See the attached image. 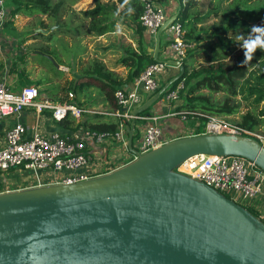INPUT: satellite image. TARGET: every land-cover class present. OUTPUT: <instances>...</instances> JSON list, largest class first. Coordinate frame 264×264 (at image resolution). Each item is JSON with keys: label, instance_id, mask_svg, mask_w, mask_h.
<instances>
[{"label": "water", "instance_id": "water-1", "mask_svg": "<svg viewBox=\"0 0 264 264\" xmlns=\"http://www.w3.org/2000/svg\"><path fill=\"white\" fill-rule=\"evenodd\" d=\"M177 2L149 50L178 72L121 108L133 116L124 124L133 156L81 180L0 191V264H264V221L177 170L193 154L212 153L244 156L264 171V145L246 134L196 132L143 152L131 146L135 115L146 116L182 71L178 58L158 57L159 34L176 18Z\"/></svg>", "mask_w": 264, "mask_h": 264}, {"label": "trees", "instance_id": "trees-1", "mask_svg": "<svg viewBox=\"0 0 264 264\" xmlns=\"http://www.w3.org/2000/svg\"><path fill=\"white\" fill-rule=\"evenodd\" d=\"M91 1L92 4L85 8L75 6L78 0H3V5L10 15L21 12L32 16L34 27L48 28L54 23L58 24L46 33L30 31L25 37L39 36L45 42L56 41L54 44L52 42L51 47L49 44L33 46L32 51L42 55L49 54L60 65L65 64V54L70 53L74 59L76 49L81 47L82 50L84 44L81 40L84 37L112 31L117 24L129 28L131 36L134 35L135 45L130 42L121 44L122 53L118 59L127 67L125 78L111 77L110 70L94 58L88 64V69L94 71V74L91 71L86 74L94 79L87 80V76L83 77L87 83L101 87L104 96L111 99L114 98L113 91L116 87L129 85L146 65L154 61L143 45L144 27L140 23L143 2ZM179 1L175 21L180 25L185 47L179 57L181 74L171 82H182L177 92L179 103L174 111L184 117L190 114L203 119L208 115L226 119L236 114V118H231L230 121L246 128L258 126L264 115V51L257 49L250 61H244L239 37L243 35V39H249L250 26L264 23V0H208L207 10L203 14L197 9L200 0ZM39 15H43L46 21ZM208 19L211 22L207 26H195L197 21L205 22ZM50 65L49 69L54 70L51 63ZM84 68L83 71L86 72L87 66ZM171 87H167L163 93ZM241 103L245 109L240 112ZM139 115H143V112ZM66 117L75 119L69 114L63 118ZM112 117L114 118L109 120L89 118V123L84 127L112 133L120 121L118 116ZM78 122L80 120L76 122L77 125ZM200 130L198 126L195 132ZM247 208L259 216L256 211Z\"/></svg>", "mask_w": 264, "mask_h": 264}, {"label": "built area", "instance_id": "built-area-1", "mask_svg": "<svg viewBox=\"0 0 264 264\" xmlns=\"http://www.w3.org/2000/svg\"><path fill=\"white\" fill-rule=\"evenodd\" d=\"M142 2L143 9L140 15V23L147 31L155 32L157 26L165 18L164 10L162 6L154 3L153 0H142ZM5 15L6 10L3 0H0V26L3 24ZM165 30L169 35V46L179 59L185 47L181 37L180 25L174 19ZM165 65L166 63L163 61H153L146 65L132 79L129 85L118 86L114 89L113 96L120 107L114 113L120 118V121L116 130L112 133L85 129L80 136L69 138L57 130L44 133L34 125L28 126L22 122H13L4 129L3 142L0 144V171L7 170L13 166L14 168L20 167L28 170L49 169L58 173L53 182L68 183L114 167L110 166L106 169H100L98 167L100 163L98 157L95 158L86 152L85 141L87 138H93L96 141L112 138L119 140L122 147L125 148L126 140L124 138L123 121L133 117L127 109L139 100L140 92L147 91L151 93L157 89L156 75L163 71ZM181 86V80L177 81L160 98L169 100L176 98L178 89ZM38 95L36 86L32 84H25L18 91H12L6 86L4 81H0V117L16 114L22 108L30 106L36 112L47 109L49 117L56 121L67 114L78 117L82 111L89 110L71 101H59L46 96L39 97ZM122 107L127 109L121 110ZM180 116L184 117L183 115ZM135 118L150 119L142 129L135 148L137 151L143 152L168 140L162 136L154 115L144 116L138 114L135 115ZM199 132L246 134L256 138L264 145V132L246 128L215 115L206 117ZM177 170L202 180L223 194L232 193L234 197L231 194L228 197L235 201H237L236 198L243 201L246 206L255 208L257 212H260L261 206L264 207V171L252 160L244 156L196 153L185 158L178 165ZM28 179L20 187L42 183L37 180L35 174L30 175ZM8 189L5 187L3 190ZM258 197L262 198V200L257 203Z\"/></svg>", "mask_w": 264, "mask_h": 264}, {"label": "crops", "instance_id": "crops-1", "mask_svg": "<svg viewBox=\"0 0 264 264\" xmlns=\"http://www.w3.org/2000/svg\"><path fill=\"white\" fill-rule=\"evenodd\" d=\"M84 1H88L87 4L85 6H80V4ZM153 1L154 3L162 6L165 17L172 14L178 6L177 0ZM202 1L203 0H200L197 8L201 14L205 13L208 7L206 3L205 8L200 9ZM77 3L78 7L81 8L89 7L92 4L89 2V0H78L76 4ZM5 10V19L3 21V24L0 26V81H4L6 86L12 91H18L19 88L25 84H32L36 86L39 97L46 96L59 101H71L76 105L82 106L89 110L82 111L81 114L78 117H75L74 120L66 117L61 119L60 121H56L49 117V111L47 109H42L41 111L36 112L31 106L24 107L16 114L0 117V144L3 142L4 129L13 122H22L28 126L34 125L37 129L44 133H48L52 130H57L64 136H67L69 138H76L80 136L83 130L86 129V127L84 126H86L85 124L89 123V118L109 120L114 118L112 116H116L114 112L119 106L117 105L115 99H107L104 96V90L101 87L92 85L89 82L87 83V81L83 77L87 76V80L94 79L86 75L90 71L92 74H94V71L88 69V64H90L91 60L94 58L100 60L104 64V66L108 70H110V72L112 73L111 77L115 79L125 78L127 67L125 65H122L118 61V59L122 53L121 44L130 42L132 45H135L134 35L131 36L129 28L117 24L115 29L112 31H107L97 36L84 37L81 40L82 44H84V47L82 48V50H79L75 54L72 62L73 68L76 71L73 70V74H69L66 72V70H69L67 66L58 64V66H61V68L63 67V69L65 70V74L59 79L54 78V80L50 77H47L46 72L44 74L39 73L40 71L45 69L41 66V63H38L39 65L33 64L32 68L31 66H27L28 64H32L31 62H29V59L33 55H28L26 53L28 45L32 43V41L33 43L35 41L40 42V40L43 41V39H41L39 36L32 38L25 37L28 33H30V31L26 34L21 33L19 35L18 32L20 28L24 26L34 27L35 24L33 25V17L21 12H16L13 15H10L6 7ZM40 18L46 21L43 15H41ZM210 22L211 19H208L205 22L197 21L195 23V26H207ZM35 28L37 27H34V32L37 31L35 30ZM142 37L143 45L146 51L151 53V50H149V48H153L155 45L154 32H149L144 28L142 31ZM166 40H169V35L168 32L164 30L159 34L158 57L162 59L177 58L173 50L169 46V41L167 43H163ZM50 43L51 40L50 42L44 41V45ZM34 46L36 45L34 44ZM86 66L87 73L83 71L85 69L84 67ZM177 72L178 66L174 64H166L163 71L156 75V83L160 86L169 77L176 74ZM50 79L54 80V83L59 81L60 84L58 88H55V90H53V92H47V86L51 82ZM66 81L72 83L74 87L79 90V98H76L75 90L66 89V91H64V88L67 87L65 86ZM120 86H126V84H122ZM67 91L70 93V95L69 93L67 94ZM140 94L146 97L150 93L147 91H142L140 92ZM178 103L179 102L177 100L173 101L169 99L159 98L152 104V106H150V108L148 109L149 112L146 115H154L156 117V122L160 127L161 134L167 139H171L180 135L196 133V128L201 124V120L193 119L191 120L190 124L183 127L179 119L182 117L180 116V114L174 111V108ZM242 110V108L239 109L240 112ZM78 119L80 120V123L78 122L79 124L77 125L76 122L79 121ZM149 120V118H135L133 127L134 135L131 138L132 148H136L142 129ZM129 121L130 119H124L123 127L124 124L128 123ZM124 136L126 140V130L124 131ZM110 141L112 140L103 139L101 141H96L93 138H87L85 141L86 152L89 155L94 156L95 158L98 157V159L100 160L98 167H100V169H106L110 166H117L129 160L133 156V154L128 149H126V147H121L120 150L117 151L118 148L114 144H111ZM32 174H35L37 180L41 181L42 183H52L55 177L58 175L57 172H53L49 169L28 170L22 169L20 167H15L14 170H11L10 173L6 174V176L4 177L2 186L0 187V191H2L5 187L9 189L20 188V186L25 183V181L29 180L28 178ZM258 198L257 203L261 202L262 200V198ZM260 208V212L257 213L264 219V207L261 206Z\"/></svg>", "mask_w": 264, "mask_h": 264}, {"label": "rangeland", "instance_id": "rangeland-1", "mask_svg": "<svg viewBox=\"0 0 264 264\" xmlns=\"http://www.w3.org/2000/svg\"><path fill=\"white\" fill-rule=\"evenodd\" d=\"M87 2H88V1H86V2L84 1L83 3L80 4V6H85V5L87 4ZM89 2L92 3V1H90V0H89ZM206 3H207V1H206V0H203V1H202V5H200V9H204ZM76 5H77V6H76ZM75 6L78 7V3L75 4ZM54 24H55V23H54ZM57 25H58V24L56 23L54 26L56 27ZM29 31H34V27H27V26H24V27L20 28V30H19V32H18V35L21 34V33L26 34V33H28ZM162 32H163V31H162ZM56 38H57V37H56ZM52 42L55 43L56 41L52 40L51 43L49 44L50 47L53 46V45H52ZM34 44H35L36 46H37L38 44H40V45H44V41H41V40H40V42H39V41H35L34 43H33V41H32V43H30V44L28 45L26 53H27L28 55H31V54H33V55H32L31 57L29 56V57H30L29 62H31L32 64H31V65L28 64L27 66H28V67L31 66V68H32V65H33V64L39 65L38 63H41V66L44 67L45 69L42 70V71H40L39 73H43V74H44V73L46 72L47 77H50L51 79H54V78H58V79H59V78H61V77L65 74V70L63 69V67L61 68V66H58V67L56 68V67H54V66L52 65V66L54 67V70H52V69H48V68L51 67V65H50L51 62H50V61H49L44 55H42V54H38L37 52H33V51H32V48H33ZM25 46H26V45H25ZM80 49H81V47L78 48V49H76V53H77ZM70 51H71V50H70ZM63 58L66 60V61H65V64H63V65H64V66H67L68 69H69V70H66V72L69 73V74H73V70H75V69L73 68V64H72V62H73V56H72L70 53H68V54H65V55L63 56ZM51 64H52V63H51ZM167 65H169V64H167ZM24 68H25V67H24ZM46 69H47V70H46ZM75 71H76V70H75ZM38 78H40V77H38ZM51 79H50V80H51ZM54 80H55V79H54ZM54 80H51V82H50L49 85L47 86V87H48L47 92H53V90H55V88H58V87H59V85H60V84H59V81H57V82L54 83ZM177 81H178V80H176L175 83H171L170 86H168V88L171 87V86L173 87V86L177 83ZM65 86H67V87L64 88V91H66V89H69V90H75L76 98H79V97H80V92H79V90L76 89L72 83H69L68 81H66ZM65 86H64V87H65ZM161 96H163V93L161 94ZM72 99H73V97H72ZM171 100L175 101V100H177V99H176V98H173V99H171ZM178 102H179V101H178ZM240 105H241V106L239 107V109H240L241 107H242V109H245V108L243 107L244 105H243L242 103H241ZM148 112H149V111H148ZM235 115H236V114H235ZM235 115H230V117H227L226 119L229 118V120H230L231 118H236ZM261 118H262L261 123H260L258 126H254L253 129H256V130H259V131L264 132V115H263ZM179 119H180V122H181V124H182L183 127H185V126H187L188 124H190L191 120H193V119L201 120V124H200V125H202V126H199L200 129L203 127V124H204V122H205V119H203L202 117H198V116L190 115V114H188L187 116H185V117H183V118H179ZM106 139H108V140H112V141H110V143H111V144H114V145L118 148L117 151H119L120 148L122 147V144H121V142H120L119 140L112 139V138H106ZM11 170H14V166L8 168L7 170H2V171H0V187L2 186V183H3L4 177L6 176V174L10 173ZM225 194H226V196H229L230 194L233 196L232 193H230V194L225 193ZM233 197H234V196H233ZM236 200H237L238 202H240V203H242L243 205L246 206V204H245L243 201H241V200H239V199H237V198H236ZM246 207H249L252 211H256V210L253 209L251 206H246ZM256 212H257V211H256Z\"/></svg>", "mask_w": 264, "mask_h": 264}, {"label": "clouds", "instance_id": "clouds-1", "mask_svg": "<svg viewBox=\"0 0 264 264\" xmlns=\"http://www.w3.org/2000/svg\"><path fill=\"white\" fill-rule=\"evenodd\" d=\"M249 39H243L241 35L239 40L240 48L243 51L244 61H250L257 49L264 51V23L259 25L250 26V32L248 33Z\"/></svg>", "mask_w": 264, "mask_h": 264}]
</instances>
